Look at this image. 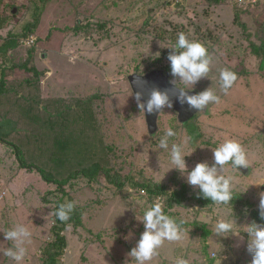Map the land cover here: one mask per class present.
Listing matches in <instances>:
<instances>
[{"label":"rangeland","instance_id":"1","mask_svg":"<svg viewBox=\"0 0 264 264\" xmlns=\"http://www.w3.org/2000/svg\"><path fill=\"white\" fill-rule=\"evenodd\" d=\"M10 15L14 21L0 29L3 42L17 41L7 59L0 57V264H14L3 255L11 246L3 231L16 223L33 234L24 264H51L45 252L54 251L53 228L62 225L66 243L55 264H125L149 202L133 183L198 191L178 170L168 171L167 153L158 148L168 126L177 133L174 142L185 134L194 138L196 149L185 157L189 170L211 164L209 148L217 143L239 141L249 166L239 172L226 166L225 174L245 190L238 195L250 210H259L264 185L254 184L264 182V58L250 44L264 49V0H0V20ZM37 16L27 42L23 33ZM180 32L212 56L208 77L193 91L211 88L220 102L185 123L165 108L150 134L128 76L162 70L171 81L166 57ZM222 68L237 75L227 94L218 83ZM65 200L75 208L60 222L51 213ZM164 205L186 221V235L165 242L151 264H172L178 255L189 264H218L215 253L221 264H250L246 233L213 235L216 217L227 216V208ZM232 209L238 227L262 225L249 211Z\"/></svg>","mask_w":264,"mask_h":264},{"label":"clouds","instance_id":"2","mask_svg":"<svg viewBox=\"0 0 264 264\" xmlns=\"http://www.w3.org/2000/svg\"><path fill=\"white\" fill-rule=\"evenodd\" d=\"M171 51L167 55L169 61L170 75L173 79L172 94L175 95L176 102L187 105L189 109L197 112L204 111L209 104L220 102V97L211 88L203 91L192 92L194 86L202 79L207 78L211 71L212 56L208 49L198 40L189 39L188 36L180 32L177 34L176 42L169 47ZM159 53L156 57H159ZM237 75L228 68L219 70L220 90L227 94L232 88ZM183 85V86H181ZM190 86V87H187ZM137 107L142 112L152 114L163 112V109H171L173 101L169 91L153 89L146 101H141V94H135ZM177 133L172 126H168L164 134L158 141V148L167 153L168 171L178 170L185 176L186 182L199 189L202 198L211 201L213 206L227 208V216H217L213 224V235L226 238L229 234L240 236V233L247 234L246 251L251 255L250 264H264V225L252 222L243 227H238L233 216L232 201L241 192L238 190L235 177L226 175V166L234 172H239L238 167L248 168L249 162L247 154L241 143L235 139L226 138L215 147L209 148L212 152V163L198 162L189 170L185 157L191 155L194 150V138L185 134L180 142H174L172 138ZM152 139L155 140L153 137ZM254 185H264V182ZM259 216L264 219V192L259 194ZM139 200V197H132ZM144 208L139 221L143 224V231L139 235L135 246L127 253L128 259L125 264H151L155 257L159 255V250L165 242L173 243L184 239L186 221L182 218L170 216L164 211V202L159 198L151 203L144 201ZM75 208V203L65 200L56 205L51 213L56 220L65 222ZM55 223V220L53 221ZM32 232L23 223H16L11 228L3 231L5 241H10L11 246L3 250V255L8 257L14 264H24L32 244ZM242 240L244 237H240ZM221 264L217 258V253L213 257ZM172 264H189V261L182 255L174 256Z\"/></svg>","mask_w":264,"mask_h":264},{"label":"trees","instance_id":"3","mask_svg":"<svg viewBox=\"0 0 264 264\" xmlns=\"http://www.w3.org/2000/svg\"><path fill=\"white\" fill-rule=\"evenodd\" d=\"M13 19V15H10L8 17H4L0 20V28L4 25V24H9V22ZM38 22V17H35L34 19V23L30 24L29 28L27 30H25V32L23 33L24 36L28 37V35L30 34V31L28 32V30L30 29H34L36 24ZM3 41L0 44V48L4 47L3 49V54H5V49H13L17 46V41L14 37H11L8 39V41H6L5 43L8 45H3ZM250 48L251 51L257 55H262L264 58V49L262 48V46H254V43L252 42L250 44ZM3 78V77H2ZM4 85V81L1 79L0 80V95L4 92L2 90ZM190 120V119H189ZM188 121V120H187ZM186 122V121H185ZM183 122V123H185ZM181 123V122H180ZM159 125V124H158ZM0 139L2 140V137H0ZM17 151V156L20 160H22V153L20 152L21 150L19 148H16ZM108 172V171H107ZM109 173H107L108 175ZM110 180L112 182H115L117 185L119 184L117 181H115V179L111 176L108 175ZM107 176V177H108ZM133 183V182H130ZM61 184H64V182H62ZM122 183H120V186ZM134 185H138L141 186L143 188V190L147 193L148 196V200L149 202H152L153 200L160 198V199H164V202L166 204V207H173L174 205H180V204H186L187 201H189L191 204L199 206V207H211L213 206L211 204V201L206 200L204 198H202V196L199 193V189L198 191H195L192 188H187V186H183L182 188L178 189L177 191L174 192H170L169 188L166 187L165 185L162 184H155V185H150L147 183H133ZM236 206L240 211L241 209H243V211H249V215L255 219L258 223L264 225V219H261V217L259 216V210L257 209H251L250 210V204L245 201V198L242 195H237L233 201H232V206ZM63 228V225L58 227V228H53V231L55 232L56 229V237H58L57 242L54 243V251L52 250H48L46 251V255H48V258L51 259V264H55L57 262V259L62 255L63 253V249L65 248V238L59 236V231ZM60 237V238H59Z\"/></svg>","mask_w":264,"mask_h":264},{"label":"water","instance_id":"4","mask_svg":"<svg viewBox=\"0 0 264 264\" xmlns=\"http://www.w3.org/2000/svg\"><path fill=\"white\" fill-rule=\"evenodd\" d=\"M128 80L134 96L137 92H139L141 94L142 102L148 99L149 94L153 89L169 91L170 98L173 101L172 109L177 112L178 121L181 123L191 119L197 113L195 109H189L186 104L181 105L176 102L175 95L172 94L173 85L170 83L169 75L162 70H152L145 74H131L128 76ZM193 93H195L193 90L192 92H189V94ZM159 114V112L144 114L147 129L150 134H154L158 129Z\"/></svg>","mask_w":264,"mask_h":264},{"label":"crops","instance_id":"5","mask_svg":"<svg viewBox=\"0 0 264 264\" xmlns=\"http://www.w3.org/2000/svg\"><path fill=\"white\" fill-rule=\"evenodd\" d=\"M38 17V16H37ZM38 19H39V17H38ZM14 21V19H12L10 22H9V24H4L0 29H3V28H6L7 26H9L12 22ZM0 34H1V36H3L2 34V31H0ZM30 37H28V38H26L25 40H27V39H29ZM5 43V42H4ZM4 43H3V45H4ZM5 45H8V44H6L5 43ZM16 48V47H15ZM15 48H13V49H5V54H3L2 52H3V49H4V47L2 48H0V57H2L1 59H7L6 58V56L5 55H7V54H9V53H11ZM3 66H5V65H3Z\"/></svg>","mask_w":264,"mask_h":264},{"label":"built area","instance_id":"6","mask_svg":"<svg viewBox=\"0 0 264 264\" xmlns=\"http://www.w3.org/2000/svg\"><path fill=\"white\" fill-rule=\"evenodd\" d=\"M25 41H26V40H25ZM29 41H33L32 37H30L29 39H27V42H29ZM1 42H2V36H1V34H0V44H1Z\"/></svg>","mask_w":264,"mask_h":264},{"label":"flooded vegetation","instance_id":"7","mask_svg":"<svg viewBox=\"0 0 264 264\" xmlns=\"http://www.w3.org/2000/svg\"><path fill=\"white\" fill-rule=\"evenodd\" d=\"M169 75V74H168ZM169 78H170V76H169Z\"/></svg>","mask_w":264,"mask_h":264}]
</instances>
